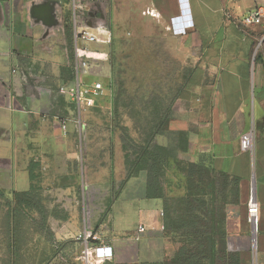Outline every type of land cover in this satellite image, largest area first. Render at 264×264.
I'll use <instances>...</instances> for the list:
<instances>
[{
	"label": "crops",
	"instance_id": "0c3cea01",
	"mask_svg": "<svg viewBox=\"0 0 264 264\" xmlns=\"http://www.w3.org/2000/svg\"><path fill=\"white\" fill-rule=\"evenodd\" d=\"M78 1L86 5L80 12L81 21L103 27L113 36L111 44L84 45L90 53L107 54L108 58L91 60L88 68L79 70L73 19L70 26L66 11L68 0H0L1 194L12 199L13 192H26L24 177L18 178V135L37 112L25 110L19 98L25 92H51L49 83L32 84L26 77H54L60 91L80 81L95 79L108 84L113 76V53L121 55L133 46L138 52L141 46L168 44L183 63L187 79L163 131L168 144H175L180 163L177 171L171 168L170 160L166 162L161 181L164 195L186 197L193 166L207 170L219 181L225 177L235 181L236 186L231 184L227 190V199H238V203L227 205L228 249L239 253L240 264H264V52L258 50L264 44V20L259 25L243 24L257 8L264 9V0ZM181 2L188 10L186 18L181 15ZM70 12L73 18L72 8ZM73 69L76 78L70 81ZM43 106L51 107L47 103ZM56 123L62 128L63 123ZM248 132L254 146L253 151L244 152L241 139ZM126 182L127 187L134 182L143 185L139 197L125 199L123 189L107 210H90L88 220L84 215L91 202L83 201L80 206L78 199H71L56 214L45 203L50 211L49 226L55 218L63 221L65 232L76 237L85 229L93 232L99 240L92 246L111 247L115 264H163L176 253L173 235L162 230L164 198H146V171ZM253 197L259 213L251 224L248 202ZM139 226L146 232L140 234ZM64 231L58 233L61 238ZM130 253L134 258L129 261Z\"/></svg>",
	"mask_w": 264,
	"mask_h": 264
},
{
	"label": "rangeland",
	"instance_id": "374dc122",
	"mask_svg": "<svg viewBox=\"0 0 264 264\" xmlns=\"http://www.w3.org/2000/svg\"><path fill=\"white\" fill-rule=\"evenodd\" d=\"M66 7L71 26L69 2ZM258 50L264 52V44ZM177 59L170 46L163 43L141 46L138 52L133 46L121 55L113 53L110 83L80 81V91H90L83 96L95 101L93 107L85 102L79 105L73 96L62 93L54 77H26L32 84L49 83L51 92H25L19 98L25 110L37 112L30 115L18 135V178L24 177L25 190L34 185L54 214L63 209L64 203L70 204L71 199H78L80 206L83 201L91 202L84 215L87 220L92 209L107 210L109 202L123 189V198H138L143 185L134 182L127 187L126 181L145 172L144 164L135 166L140 148L158 126L162 124L160 130H165L169 109L187 79L183 63ZM97 83L103 85L100 95L94 94ZM45 103L51 107L43 106ZM63 121L67 123V132L57 127L56 122ZM154 144L161 148L153 151L165 156L166 162L173 163L171 168L178 171L175 144L170 146L163 134L156 137ZM32 163L39 165L34 182L29 176ZM11 200V195L0 192V264H84L82 247L75 241L76 236L64 231L63 221L51 220L55 236L48 241L34 225L38 218L34 212H18L12 222ZM60 231L66 234L63 238L58 235ZM133 258L134 253H130L127 260Z\"/></svg>",
	"mask_w": 264,
	"mask_h": 264
},
{
	"label": "trees",
	"instance_id": "16d2710c",
	"mask_svg": "<svg viewBox=\"0 0 264 264\" xmlns=\"http://www.w3.org/2000/svg\"><path fill=\"white\" fill-rule=\"evenodd\" d=\"M66 22L68 23V20ZM69 78L70 81L75 80L74 69ZM182 93L183 90L180 91L178 97ZM170 110L171 107L166 121L169 119ZM160 126L147 144L140 148L141 152L135 166L140 163L145 165L146 198H164V230L166 234L173 235L176 253L173 258L165 259L163 264H240L239 253L230 252L228 249L226 230L227 205L231 201L238 203V199H227L229 195V192L227 195V190L231 184L235 187L236 182H229L226 177L219 181L207 170H200L199 166H193L189 170L187 196L177 199L166 198L161 185L165 174L166 159L161 153L153 151L161 148L154 144L156 137L163 134ZM141 159L145 161L141 162ZM38 167L37 163L30 165L29 176L33 182L36 179L35 172ZM235 195H238L236 190ZM11 205L13 207L12 222L16 219L18 212H34L38 215V218L34 219L37 231L48 241L53 240L54 233L48 223L50 211L34 185L29 191L13 192ZM103 264L115 263L106 261Z\"/></svg>",
	"mask_w": 264,
	"mask_h": 264
},
{
	"label": "built area",
	"instance_id": "2783aa9c",
	"mask_svg": "<svg viewBox=\"0 0 264 264\" xmlns=\"http://www.w3.org/2000/svg\"><path fill=\"white\" fill-rule=\"evenodd\" d=\"M71 3V8L73 11V28H74V45H75V54L77 59L76 67L79 70L80 68H88L89 61L91 60H104L107 59V54L102 53H90L87 49H85L84 45L89 44H111L113 41V36L111 31L104 29L103 27H91L87 24L86 21L82 22L80 19V12L86 9V5H83L78 0H68ZM181 2V15L182 18H186L188 14V10L182 8ZM264 20V9L257 8L250 15H248L244 20L243 24L246 26L251 25H259L262 24ZM104 35L105 38L101 39L100 36ZM103 90V85L101 83H97L94 86V94L100 95ZM62 93H68L73 96L79 105L83 102L86 103L88 107H93L95 105V101L86 98L83 95H88L90 91L85 90L83 92L80 91V84L71 88V89H61ZM63 130H66L67 126L65 123L61 125ZM253 135L251 132H248L242 136L241 139V149L244 152L253 151ZM259 213V205L257 201L252 198L248 202V219L251 224L254 223L257 215ZM165 227H162L164 230ZM138 232L140 234L146 232V228L144 226H139ZM76 240L80 242L83 246L81 252V259L84 261V264H92V260H96L98 263H104L106 261H112L114 258L113 249L107 246H92V242L99 240L96 235L85 229L81 232Z\"/></svg>",
	"mask_w": 264,
	"mask_h": 264
},
{
	"label": "bare ground",
	"instance_id": "6f19581e",
	"mask_svg": "<svg viewBox=\"0 0 264 264\" xmlns=\"http://www.w3.org/2000/svg\"><path fill=\"white\" fill-rule=\"evenodd\" d=\"M92 264H97L98 262L96 260H92Z\"/></svg>",
	"mask_w": 264,
	"mask_h": 264
},
{
	"label": "water",
	"instance_id": "95a60500",
	"mask_svg": "<svg viewBox=\"0 0 264 264\" xmlns=\"http://www.w3.org/2000/svg\"><path fill=\"white\" fill-rule=\"evenodd\" d=\"M264 42V39H263V41H262V43ZM255 226L253 225V232L255 233Z\"/></svg>",
	"mask_w": 264,
	"mask_h": 264
}]
</instances>
